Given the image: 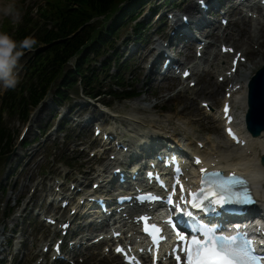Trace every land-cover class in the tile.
Wrapping results in <instances>:
<instances>
[{
    "label": "bare ground",
    "instance_id": "bare-ground-1",
    "mask_svg": "<svg viewBox=\"0 0 264 264\" xmlns=\"http://www.w3.org/2000/svg\"><path fill=\"white\" fill-rule=\"evenodd\" d=\"M189 3L187 6L184 8L185 15H189L190 17L197 16L198 13H200L199 7L194 4V0H188ZM214 4H226L227 2H231V0H213ZM258 10L259 6L257 7ZM229 17H235L237 15H241L240 7L239 6H233L229 5L227 7V12H226ZM176 16V15H175ZM226 17V16H225ZM203 22H207L206 20H203ZM232 24V30L228 32L225 35V32H223L222 35H219L218 28L219 26H215L212 29L207 28L206 30L210 32H205L204 29H202L201 23L198 24V27L200 28L202 34H206L207 36H210L211 38V43L206 47V51L204 53L210 52V48L213 46V43L216 42L221 36L225 35V38L229 37L230 39H233L235 44L240 43V45H237L236 50L243 51L245 54L244 56H248V60L250 62V65L247 67L248 70L251 69H256L258 68L262 63H264V59L259 60L258 62L254 63V59H256L262 51L259 49V47H254V43L258 45H264V19L259 20L258 22V27L255 33H252L250 29V25L252 24V20L246 16H241L240 21H231ZM187 30V29H186ZM225 31V30H224ZM227 36V37H226ZM182 38H189V42L184 44L183 46L180 44L181 38L179 37L178 32L175 35V40H177L176 43L170 42V44L173 46V48L178 52H188L189 53V59H193L194 57L192 56L193 49H195L197 42L195 40H192V38L189 36L188 32H185ZM148 42H151V39ZM180 42V43H179ZM237 42V43H236ZM159 46V45H157ZM156 46V48H157ZM222 44L220 45V47ZM229 46H233L230 44ZM154 52V49L148 50L146 54H142V56L139 58V63L136 68L134 69V72L136 74V80L140 79L141 76L145 73V67L142 65L149 61V58L151 56V53ZM157 53V50H155V54ZM163 57V50H161L157 55H155L152 58L151 61V66L149 67V70L147 73H145V77L143 78V81L140 82V86L147 87L149 82L151 80L157 79V74L156 69L159 65V62L161 58ZM231 55H222L219 53H214V60L215 62L212 63V69H211V74L218 72V77L223 75L224 72L227 69V64L229 61V58ZM182 61V60H181ZM250 74L244 73L242 74L241 77H237L238 83H241L243 88L242 92L237 93V98L242 104V111L240 113V116L238 118L239 121V126L242 129V133H244L248 139L249 143L248 146L246 147H240V146H235L234 149L230 147V145L226 142L225 144H215L212 141L208 140L207 142L204 143V148L200 149L198 147V141H195V147L191 148L194 152H200L202 153L205 162L207 164L211 163H217L215 162V159H219L221 164H224V166H228L229 168H234L240 173H247L249 174L255 185V191L257 196L259 197L260 203L262 202L264 204V187L262 186V182L264 180V165L260 163V157L262 154H264V143L261 142L260 138H254L252 137L245 129L244 125V114L246 110V96H247V82L250 79ZM245 77V78H243ZM199 78V77H198ZM173 81H179L177 77L172 78ZM165 82V81H164ZM225 88V83H220V82H209V84H203L199 88H190L189 86L183 87L176 95V97H181L185 96L186 93L192 95V94H204L208 95L210 99H215L216 104H218V95L221 93V91ZM165 89H168V86L164 83L161 84V92L163 93ZM160 95V100L164 101L165 97ZM183 93V94H182ZM194 98V97H193ZM206 101V100H203ZM202 101V102H203ZM224 101V100H223ZM155 105V104H154ZM152 106V108L154 107ZM93 108L91 106H88L87 111L85 112H80L79 116H83L85 113L90 112L91 109ZM141 109V108H140ZM36 115V114H35ZM34 115V116H35ZM93 111L90 112L89 117H93ZM215 121L217 123H223V120L221 116L218 115V112L215 115ZM33 120V119H32ZM167 121L170 120V118L166 119ZM40 118L39 116L36 118V122H39ZM130 124L137 126L135 129V136L133 138L125 140V144H130L131 149L134 150L135 147H137L141 142L145 140H149L150 137H153V143L151 144V148L155 146L156 144L159 143L160 139H164V136H172L174 137L175 135H179L177 132V129L170 126V124H166L163 120L158 119V118H144L143 120L139 119H128ZM112 131V129H111ZM149 132L152 133H159L163 134L162 136L159 135H150ZM184 140V139H182ZM202 142V141H201ZM208 142H210V146H207ZM259 144L260 149H255L254 145ZM188 145V144H187ZM121 153H124L122 150ZM36 156V155H35ZM34 156V157H35ZM124 157L123 155H118L116 156V160L108 159L104 161V167L99 168L98 171L96 172V177L95 180L92 183H100L101 181L108 180L111 178V170L113 168L120 167V164L118 163L119 159ZM81 183H84L81 182ZM93 191V190H90ZM264 208V205L262 206ZM128 226L126 223H122L120 221H117V224L115 225L114 229L115 230H124V228ZM131 230L135 231V227H132ZM129 230H127L125 233L127 234ZM113 229L109 228V232L106 234L112 235ZM137 238V236H135ZM2 243V241L0 240ZM47 243L42 245V248L46 245ZM41 248V250H42Z\"/></svg>",
    "mask_w": 264,
    "mask_h": 264
},
{
    "label": "rangeland",
    "instance_id": "rangeland-1",
    "mask_svg": "<svg viewBox=\"0 0 264 264\" xmlns=\"http://www.w3.org/2000/svg\"><path fill=\"white\" fill-rule=\"evenodd\" d=\"M10 1L12 2L11 5L14 6V4H15L18 7L17 12L14 13L11 17L7 16V12L5 13L3 11V13H0V16H3V21L0 24L1 26H3V23L5 21H9V22L14 21L13 25L16 26V22L21 20L20 19L21 15L24 14V12L27 10V8L29 9V7L31 5H33V3H34V0H10ZM197 1L198 0H195L194 2H196V4H197ZM163 2H164V0H147L148 5L145 8H143L144 14H143V16L140 17V21L143 22V20H146V15L148 14V9H149L150 6L153 7V6H156V5H160ZM165 8L166 7H164L163 9H165ZM182 14H183L182 12L179 14V20L181 19ZM222 16L223 15L221 14L220 17H218L216 19V23L218 25L220 24V18ZM232 20H234V18H232ZM148 23L149 24L151 23V24H154V25H153V27L149 26V28H147L145 31H143L142 33H139V35H141L140 36V41L141 42H145L147 36H148V38L152 37L151 41H153V37L155 39L159 38V36L155 35V33L157 32V28L159 27V24L155 23V22L153 23L152 20L150 22H148ZM231 27L232 26L230 25L229 28H231ZM2 30L5 31V28H2ZM252 30H254V27H252ZM122 35H126L131 40L133 38L132 29L131 28H124L123 31H122ZM0 42H3L2 44H0V47H2L3 53H4V52H6L8 50V45L10 44L9 40L4 38V39H0ZM221 43L232 44V42H228V41H219L214 48L216 50H219V46H220ZM145 44H147V41H146ZM145 44H143V46ZM132 47H133V41H130L128 50L126 52H124V49H123V51H122V56H123L122 61H124L126 58H128V56L130 54V50H131ZM193 54L194 55L196 54V49L193 51ZM27 59H29V55L28 54H23L21 56L20 55H15L13 57L0 59V60L3 61L0 64L2 65V68H4V69L8 65L14 64V66L12 68H10V70L7 73H5V77H9L10 76V72H12L16 67H20L22 64L26 63ZM259 59L260 58H258L257 61ZM128 64L130 65V67L126 71L124 76L126 77V81L127 82H135L134 81L135 75H134L133 70H134V67L137 64H133V62L130 63V61L128 62ZM138 64H140V63H138ZM248 64H249V61H248V63H246L245 66L242 67V71L243 72L244 71L248 72V70H247V65ZM116 68H117V66H116ZM254 73H255V70H254ZM102 75L103 74H100V76H102ZM144 76H143V78H144ZM17 78L18 77H16L15 80ZM154 81L155 80H152L150 82L149 87L152 84V89H154V90L160 89V83H158V82L154 83ZM2 83L3 84L5 83V79H4L3 82H0V86H1ZM135 87H136L137 90H142L139 87L138 83L135 84ZM56 88H57V85L53 88V91H55ZM3 90L4 89L2 87H0V96H1V94L3 92ZM164 92L166 93V95L170 94L169 91H164ZM223 94H224V91L222 92V94L219 97L221 98L223 96ZM145 96H146V93H145ZM52 99H53V93H50L49 96L46 98L47 101L46 100L45 101H46V103L47 102L52 103ZM151 99L154 100L152 97H151ZM77 101L89 102V101L85 100L84 97L79 93V94H76V97L72 98L66 104V106L69 105L71 102L75 103ZM173 101H175V100H173ZM173 101H171V102H173ZM212 102H211V104H213ZM220 103L221 102H220V99H219L217 108H215V106H214V112L216 110H218V108L220 107ZM43 105H44V103L39 108H37L34 112H36L38 109H40ZM92 106H94L96 109L99 110V107H97L95 105H92ZM77 108H78V111H82V109L80 108L79 105H78ZM198 109H201V111H198ZM194 110H197L198 112H195ZM212 111H213V108H212ZM44 112H45L44 109H42V114H44ZM188 112L190 114L196 115V117H197L196 120H200V122L198 123L199 125L197 126V127L200 126L199 127L200 131L198 133V137L199 138H201L203 135L204 136L210 135L212 137H218V139L215 141V143H219L220 141L226 139L225 136L222 134V132L220 130V124L219 123H214L213 114H212L211 117H209L207 112H206V108H204V106L202 105L201 102H200V104L197 103L195 107L190 108L188 110ZM60 120H61V115H58V116L54 117L53 119H50V123H51V125H53V129L49 133H47V135L41 136L40 139L38 140V142L35 144L36 147H39L41 149V152L38 155L37 160H38V162L39 161H42V162L40 163V165H37V164L35 165V163H34L35 167L32 170L34 172V180H35V182H41L45 186H47L48 178L51 175H53L52 172L60 171L59 162L62 161V160H65L64 158L60 157V153L61 152H65V154L70 153L74 149L75 145L76 144H81L82 141L86 142L85 146L87 147L88 151H91V150H93V148L98 146V141H97L96 137L93 134V129H92L93 128V123L91 124V126H89V128L87 130H84L83 133H81L80 135H78V132H76V131H74L72 133H69L68 130L63 129V130L60 131L61 134H62L61 137L60 138H56L57 136L59 137V133L60 132L56 131L55 129H57L59 127ZM5 122H6L7 125H9V127L12 130V139H11V144H10L11 148L10 149H12L13 152L12 153H11V151L7 152V154H4L2 157H0V192L2 190L1 186H3V184L8 182L6 177L7 176H11V182H12L13 178H15L16 176L20 175V173L22 172L23 167H24V166L22 167V165H21L20 169H16L13 172L9 171L10 168H11V164L7 168H5L4 159H6L7 156L13 157L15 155V150H18L19 152H21V150H22V147H21L22 145L21 144L23 143V140H21L20 136H21V133H22L24 127H25V125L22 124L21 121L12 120V119H9V117H7ZM217 125H219V128L217 127ZM36 130L37 131L40 130L39 125H35L34 126V130H33L32 133L28 132V134H27V137H28L27 140L28 141H31L36 136V133H35ZM49 134H51V140L48 143V142H46V139H47V136ZM65 134H66V137H65ZM94 151H96V150H94ZM54 153H55V155H53ZM75 157H81L83 163L90 162L87 159V158H90L89 152H86L85 156H74L73 158H75ZM12 161H13V159H12ZM30 176H31V173H27V174H25L22 177V180L20 181V183H17V184H14V185H10V186L6 187V193L4 194V197L7 198L9 196V192L8 191L11 190V188L13 186L18 185V184L21 185L22 183H26V181H24V178L28 179ZM54 187H56V185H54L52 188L48 187V193H49L50 189L53 190ZM1 201H4V200L1 199ZM29 253H31V252H29ZM99 256L100 255L97 254V257L95 259H92V261L89 262V264H107L108 263L107 259L100 260ZM32 260H34V259H32ZM32 260L30 261L29 264H33ZM47 264H51V261H48Z\"/></svg>",
    "mask_w": 264,
    "mask_h": 264
},
{
    "label": "snow or ice",
    "instance_id": "snow-or-ice-1",
    "mask_svg": "<svg viewBox=\"0 0 264 264\" xmlns=\"http://www.w3.org/2000/svg\"><path fill=\"white\" fill-rule=\"evenodd\" d=\"M2 43L0 42V44ZM25 45L30 47L27 41H25ZM3 54V49L0 47V56ZM229 132L232 133V130L229 129ZM197 163H199V159H197ZM201 171L208 175L207 170L201 169ZM243 182L244 178L238 177L236 173L227 175L224 179L214 183L202 179L201 184L204 187L191 194V201L185 200L184 202L190 203L193 208L202 211L214 210L217 205L252 203L253 200L248 189L242 188ZM179 210L184 212L183 208ZM186 214L192 216L191 211ZM219 231L221 229L204 225L193 230L190 244L185 248L187 264H264V260L257 254L255 242L248 239L246 234L238 232L234 236H223L217 234ZM241 235H245L243 241L240 240ZM121 250L117 249V251Z\"/></svg>",
    "mask_w": 264,
    "mask_h": 264
},
{
    "label": "trees",
    "instance_id": "trees-1",
    "mask_svg": "<svg viewBox=\"0 0 264 264\" xmlns=\"http://www.w3.org/2000/svg\"><path fill=\"white\" fill-rule=\"evenodd\" d=\"M118 1L120 0H77L72 4V7L75 9L74 12L68 7L54 9L52 14L56 15L58 19L56 29L46 31L42 38L43 41L52 42L55 39L67 37L93 15L107 13L112 10ZM121 18L122 16L119 17L115 24ZM84 42V37H76L74 40L66 39L61 45H53L51 48L52 54L48 57L50 60L49 65L54 70L62 68L66 58L78 52L80 47L84 45ZM44 64L41 66L42 68Z\"/></svg>",
    "mask_w": 264,
    "mask_h": 264
},
{
    "label": "water",
    "instance_id": "water-1",
    "mask_svg": "<svg viewBox=\"0 0 264 264\" xmlns=\"http://www.w3.org/2000/svg\"><path fill=\"white\" fill-rule=\"evenodd\" d=\"M250 104L248 114L250 129L258 133L264 129V69L251 83Z\"/></svg>",
    "mask_w": 264,
    "mask_h": 264
},
{
    "label": "clouds",
    "instance_id": "clouds-1",
    "mask_svg": "<svg viewBox=\"0 0 264 264\" xmlns=\"http://www.w3.org/2000/svg\"><path fill=\"white\" fill-rule=\"evenodd\" d=\"M17 82H18V81L15 80V79L10 80V81H6V82H5V86H6V87H13V88H14V87L16 86Z\"/></svg>",
    "mask_w": 264,
    "mask_h": 264
}]
</instances>
